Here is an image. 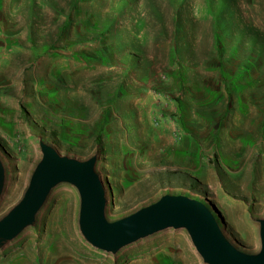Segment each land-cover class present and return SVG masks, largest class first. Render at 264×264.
<instances>
[{
	"label": "rangeland",
	"instance_id": "obj_1",
	"mask_svg": "<svg viewBox=\"0 0 264 264\" xmlns=\"http://www.w3.org/2000/svg\"><path fill=\"white\" fill-rule=\"evenodd\" d=\"M41 144L97 159L109 223L189 195L217 207L238 250L260 253L264 0H0V220ZM80 207L74 185H57L0 264H206L184 228L96 248Z\"/></svg>",
	"mask_w": 264,
	"mask_h": 264
},
{
	"label": "water",
	"instance_id": "obj_2",
	"mask_svg": "<svg viewBox=\"0 0 264 264\" xmlns=\"http://www.w3.org/2000/svg\"><path fill=\"white\" fill-rule=\"evenodd\" d=\"M41 149L43 157L23 199L0 220V248L35 225L38 213L57 185L70 183L81 197L80 230L96 248L116 254L125 246L157 232L184 228L206 264H264V219L259 220L262 250L258 254L238 250L217 207L208 199L189 195H165L136 214L109 223L105 218L107 192L96 170L97 159L81 161L64 156L46 144H41ZM5 181L6 172L0 158V197Z\"/></svg>",
	"mask_w": 264,
	"mask_h": 264
},
{
	"label": "bare ground",
	"instance_id": "obj_3",
	"mask_svg": "<svg viewBox=\"0 0 264 264\" xmlns=\"http://www.w3.org/2000/svg\"><path fill=\"white\" fill-rule=\"evenodd\" d=\"M113 85H114V84H113ZM151 109H153V108H151ZM115 110H116V109H115ZM155 110H156V109H155ZM157 110H159V109H157ZM156 112H157V111H156ZM157 113H158V112H157ZM157 113H156V115H157ZM152 119H153V118H152ZM155 119H156V118H155ZM155 119H154V120H155ZM149 120H150V119H149ZM156 121H157V120H156ZM151 122H152V121H151ZM166 124H167V123H166ZM166 124H165V125H166ZM167 126H168V125H167ZM150 127H151V125H150ZM152 127H154V126L152 125ZM173 128H174V127H173ZM171 129H172V128H171ZM162 131H163V130H162ZM169 131H170V130H169ZM169 131H168V132H169ZM168 132H167V133H168ZM153 133H154V131H153ZM164 135H165V134H164ZM171 136H172V135H171ZM166 139H167V138H166ZM168 142H169V141H168ZM162 143H163V142H162ZM173 143H174V142H173ZM169 144H170V143H169ZM162 145H163V144H162ZM166 145H168V144H166ZM173 148H174V147H173ZM136 200H137V199H136ZM132 202H133V201H132ZM135 202H136V201H135ZM1 210H2V208L0 209V211H1ZM47 217H48V215H47ZM69 226H70V229L72 230V235H73L74 228H73V224H72V219L70 220V225H69ZM69 235H71V234H69ZM72 235H71V236H72ZM71 236H68V237H71ZM49 250H50V249H49ZM50 251H51V250H50ZM50 254H51V253H50Z\"/></svg>",
	"mask_w": 264,
	"mask_h": 264
}]
</instances>
